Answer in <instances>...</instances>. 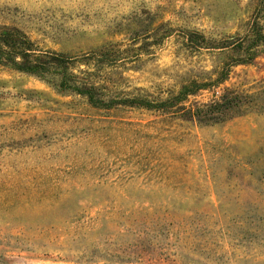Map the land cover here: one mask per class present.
I'll return each instance as SVG.
<instances>
[{
    "label": "rangeland",
    "instance_id": "obj_1",
    "mask_svg": "<svg viewBox=\"0 0 264 264\" xmlns=\"http://www.w3.org/2000/svg\"><path fill=\"white\" fill-rule=\"evenodd\" d=\"M0 28L117 102L0 66V264H264V44L237 63L264 0H0ZM225 89L260 95L219 124L179 112Z\"/></svg>",
    "mask_w": 264,
    "mask_h": 264
},
{
    "label": "trees",
    "instance_id": "obj_2",
    "mask_svg": "<svg viewBox=\"0 0 264 264\" xmlns=\"http://www.w3.org/2000/svg\"><path fill=\"white\" fill-rule=\"evenodd\" d=\"M192 37L185 38L187 44H191L198 39H202L197 34H191ZM193 36H195L193 38ZM251 48L247 50L244 58L239 60L240 64H248L256 58V53L252 49L259 44H264V33H254ZM198 47V46H197ZM201 48V47H198ZM36 48L22 32L16 29L0 28V66L20 73L29 75L44 76L51 71L58 77V86L64 91H71L84 96L88 103L95 108L110 109L117 102L110 100L104 104L103 100L96 98L95 86H86L84 82L77 80L75 76L68 72V65L72 62L69 58L58 54H39ZM224 79V78H223ZM222 80L213 82H204L201 84L191 83L183 88L182 92L175 99L160 105H152L144 100H139L143 108H154L157 111L165 110L182 96L194 94L201 90L221 84ZM260 94L245 95L235 91L225 89L224 93L216 100L202 106H195L190 109H182L179 112L182 117L191 123L214 125L226 122L234 117L244 115L250 111ZM130 100H123L121 104H127Z\"/></svg>",
    "mask_w": 264,
    "mask_h": 264
}]
</instances>
